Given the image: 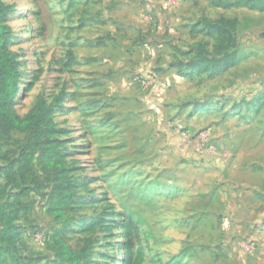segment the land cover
<instances>
[{
	"label": "rangeland",
	"instance_id": "rangeland-1",
	"mask_svg": "<svg viewBox=\"0 0 264 264\" xmlns=\"http://www.w3.org/2000/svg\"><path fill=\"white\" fill-rule=\"evenodd\" d=\"M0 7L18 71L10 110L49 108L41 126L0 125V205L16 234L0 264H55V236L84 249L81 264H264V10ZM59 195L67 225L49 213Z\"/></svg>",
	"mask_w": 264,
	"mask_h": 264
},
{
	"label": "trees",
	"instance_id": "trees-1",
	"mask_svg": "<svg viewBox=\"0 0 264 264\" xmlns=\"http://www.w3.org/2000/svg\"><path fill=\"white\" fill-rule=\"evenodd\" d=\"M252 7L264 10V0H245ZM3 11L0 7V125L3 129H25L26 127L38 124L42 125L47 120L49 108L42 103L35 105L23 118L10 110V105L17 91L18 71L14 57L5 51L4 47L8 41L7 30L2 23ZM47 123L49 121L47 120ZM46 136L51 133L49 130H43ZM56 153L48 148L43 155V161L46 168L56 165L51 157ZM66 200L64 196H54L51 200L49 213L55 215L57 219L68 223V216L61 207V203ZM16 241L15 227L10 223V217L4 210V205H0V255L3 253L13 254ZM56 257L55 264H81L85 251L73 250L59 236H55ZM19 261V262H18ZM20 264V260L18 259ZM1 262V261H0Z\"/></svg>",
	"mask_w": 264,
	"mask_h": 264
},
{
	"label": "built area",
	"instance_id": "built-area-1",
	"mask_svg": "<svg viewBox=\"0 0 264 264\" xmlns=\"http://www.w3.org/2000/svg\"><path fill=\"white\" fill-rule=\"evenodd\" d=\"M135 80H136V82L138 83V85L140 87H144V88L148 87L149 79L147 77H144V76H141V75H137Z\"/></svg>",
	"mask_w": 264,
	"mask_h": 264
},
{
	"label": "water",
	"instance_id": "water-1",
	"mask_svg": "<svg viewBox=\"0 0 264 264\" xmlns=\"http://www.w3.org/2000/svg\"><path fill=\"white\" fill-rule=\"evenodd\" d=\"M263 35H264V33H263Z\"/></svg>",
	"mask_w": 264,
	"mask_h": 264
}]
</instances>
